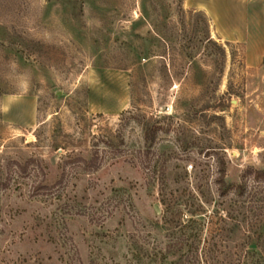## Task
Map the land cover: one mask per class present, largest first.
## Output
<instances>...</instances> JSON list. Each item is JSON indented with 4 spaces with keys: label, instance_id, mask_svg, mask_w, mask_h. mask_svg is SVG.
<instances>
[{
    "label": "rangeland",
    "instance_id": "374dc122",
    "mask_svg": "<svg viewBox=\"0 0 264 264\" xmlns=\"http://www.w3.org/2000/svg\"><path fill=\"white\" fill-rule=\"evenodd\" d=\"M222 167H264V0H0V264H172Z\"/></svg>",
    "mask_w": 264,
    "mask_h": 264
},
{
    "label": "trees",
    "instance_id": "16d2710c",
    "mask_svg": "<svg viewBox=\"0 0 264 264\" xmlns=\"http://www.w3.org/2000/svg\"><path fill=\"white\" fill-rule=\"evenodd\" d=\"M145 137L150 139L149 132ZM75 161L83 170L99 167L97 151L90 158L77 157ZM33 162L29 159L14 164L19 172L26 173ZM63 176L64 172L61 179ZM9 181L6 178L2 186L7 188ZM215 183L219 200L210 209L199 203L191 211L193 216L202 210L200 215L205 213L207 219H184L181 209L170 212L165 223L173 224L178 232L167 241L160 258L169 257L172 264H264V167H248L238 183L228 182L222 167ZM49 188L38 183L33 193ZM230 194L233 197L226 199Z\"/></svg>",
    "mask_w": 264,
    "mask_h": 264
},
{
    "label": "crops",
    "instance_id": "0c3cea01",
    "mask_svg": "<svg viewBox=\"0 0 264 264\" xmlns=\"http://www.w3.org/2000/svg\"><path fill=\"white\" fill-rule=\"evenodd\" d=\"M4 106V108L6 109V110H9L13 105L11 104V101H10V99H8V100H5L4 101V104H3ZM31 108V107H30ZM18 109L20 110V108L18 107ZM15 110L17 111V107L15 108ZM21 112V111H20ZM24 114H26V124H28V125H32V123L34 122V118H35V114L33 113V111H32V109H30V113H28L27 111L26 112H24ZM29 114V115H28ZM27 116H28V118H27Z\"/></svg>",
    "mask_w": 264,
    "mask_h": 264
}]
</instances>
